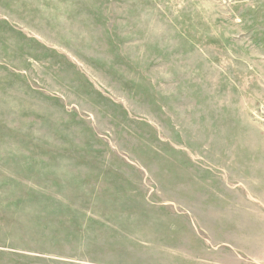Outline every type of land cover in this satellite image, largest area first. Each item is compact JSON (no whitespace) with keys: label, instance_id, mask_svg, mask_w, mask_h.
<instances>
[{"label":"rangeland","instance_id":"rangeland-1","mask_svg":"<svg viewBox=\"0 0 264 264\" xmlns=\"http://www.w3.org/2000/svg\"><path fill=\"white\" fill-rule=\"evenodd\" d=\"M262 103L264 0H0V264H146L177 212L264 264Z\"/></svg>","mask_w":264,"mask_h":264},{"label":"crops","instance_id":"crops-1","mask_svg":"<svg viewBox=\"0 0 264 264\" xmlns=\"http://www.w3.org/2000/svg\"><path fill=\"white\" fill-rule=\"evenodd\" d=\"M15 5H17L16 2ZM141 216L126 219L128 226L135 230L137 242L134 248L126 250L141 254L148 260L146 264H262L245 257V254L259 255L262 245L251 243L237 245L228 238L229 231V233H224L222 229L217 234V230H212L218 238L216 241H210L205 233L194 227L190 219L189 221L185 219L187 216L183 213H173L171 217L167 214L163 217L151 215L144 218L143 214ZM209 218L217 219L218 217ZM157 220H174L177 227H157L155 224L143 226L145 221L153 223ZM222 236L231 242L219 243L218 240H221ZM137 264L141 262L138 260Z\"/></svg>","mask_w":264,"mask_h":264},{"label":"built area","instance_id":"built-area-1","mask_svg":"<svg viewBox=\"0 0 264 264\" xmlns=\"http://www.w3.org/2000/svg\"><path fill=\"white\" fill-rule=\"evenodd\" d=\"M255 115H256V119L260 122V124L264 128V103L259 105Z\"/></svg>","mask_w":264,"mask_h":264}]
</instances>
